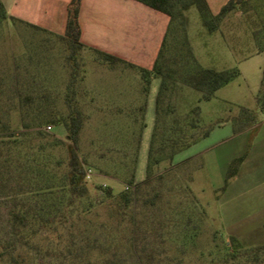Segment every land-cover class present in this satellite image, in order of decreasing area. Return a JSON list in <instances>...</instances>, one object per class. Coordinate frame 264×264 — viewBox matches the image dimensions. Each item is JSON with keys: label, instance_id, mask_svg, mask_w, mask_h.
Here are the masks:
<instances>
[{"label": "rangeland", "instance_id": "374dc122", "mask_svg": "<svg viewBox=\"0 0 264 264\" xmlns=\"http://www.w3.org/2000/svg\"><path fill=\"white\" fill-rule=\"evenodd\" d=\"M70 1H9L7 14L0 4V264H264V226L243 230L263 212L259 194L249 192L252 203L240 208L228 185L222 190L228 144L195 143L257 105L264 0L215 21L214 32L196 8L180 9L183 0H174L173 22L135 0H84L89 45L75 53L47 31L64 23ZM209 1L217 15L229 0ZM189 48L202 67L240 76L205 101L181 76L192 68ZM152 84L155 125L145 123ZM70 116L81 124L80 196L66 178ZM168 138L184 140L163 147ZM15 212L25 217L21 233Z\"/></svg>", "mask_w": 264, "mask_h": 264}, {"label": "trees", "instance_id": "16d2710c", "mask_svg": "<svg viewBox=\"0 0 264 264\" xmlns=\"http://www.w3.org/2000/svg\"><path fill=\"white\" fill-rule=\"evenodd\" d=\"M81 1L82 0H71L68 9H67V21H66V28L65 33L63 36L53 35L58 37L62 41H66L70 44L72 51L79 52L80 50H85L86 46L81 42V26L79 21V15H80V9H81ZM139 3L144 4L145 6L161 12L167 16L170 17V22H173L175 20V12L174 9L176 7V4L174 0H135ZM252 0H229L221 9V11L217 15H213L211 13L209 4L207 0H183L181 8L182 10H188L192 7L196 8L200 14V17L205 25V27L210 31L214 32L213 30V24L215 21H220L222 18H224L227 14L240 9V7L248 5L251 3ZM0 4L2 6V9L5 14V8L3 4L0 1ZM15 19L14 17H10ZM19 20V19H17ZM21 21V20H19ZM23 22V21H22ZM27 24V23H26ZM38 29V27H37ZM40 30V29H39ZM50 34V33H49ZM52 35V34H51ZM165 46V39L163 41V46ZM92 52L99 57V59H102L104 61H107L109 63H123L121 59L118 57H115L113 55L98 51V50H92ZM189 48V59L190 62L192 61V68L189 70H186L181 76L185 84H187L190 88L202 92L204 94V100L209 101L212 100L216 93L223 88L224 86L231 83L233 80L239 77L240 71L237 68H230V69H224V70H217L214 68H204L202 67L197 60H195L194 56L190 53ZM264 49H262L259 53H263ZM76 55V54H75ZM154 68L157 70L158 73H160V69L158 67V62L155 63ZM161 95V90L158 93L157 101L159 100ZM257 103L259 107V112L261 114H264V67H263V74H262V80L260 89L257 95ZM243 112L240 115L239 123L237 121V126L235 127V132H239L240 130H243L245 126H249L250 124H255L258 122V114L254 112H249L246 109H242ZM158 111V110H157ZM157 124L159 123L156 119ZM67 132H68V139L71 142V145L68 147V156H69V171L67 173V183L68 187L72 194L76 196H80L86 192L85 187V170L82 166V163L80 162L79 155H78V149H79V140H80V130H81V124H80V118L77 116H70L69 121L64 122ZM156 124V123H155ZM203 126V125H201ZM212 127L206 131L203 136L199 137L195 140V143H198L201 139L206 138ZM184 139H172L168 138L164 141V144H177L180 143ZM171 141V142H170ZM173 141V142H172ZM194 143V142H193ZM191 142L185 143L179 146L177 150H175L174 155L178 154L184 150H186L188 147L192 146L193 144ZM194 143V144H195ZM172 157H170L171 159ZM244 158H239L234 160L229 167V171L226 177V184L225 187L222 190L226 189V186L228 185L229 181L235 177L237 173V169L239 165L243 162ZM41 177L39 176H33L29 177V183H35V188H38V184H42ZM21 179H19L18 182H20ZM39 182V183H38ZM38 183V184H37ZM21 182L19 183V185ZM34 188V190H35ZM37 190V189H36ZM41 192V191H38ZM12 221L14 222V226H19V232L21 233V230L23 229V226L25 224V217L20 212H15L13 217H11ZM54 235V231L50 232ZM48 238V237H47ZM235 237L232 239L234 240ZM235 241V240H234ZM264 252V245L261 247V249ZM3 254V250L1 247L0 250V258ZM108 264V263H103Z\"/></svg>", "mask_w": 264, "mask_h": 264}, {"label": "crops", "instance_id": "0c3cea01", "mask_svg": "<svg viewBox=\"0 0 264 264\" xmlns=\"http://www.w3.org/2000/svg\"><path fill=\"white\" fill-rule=\"evenodd\" d=\"M0 1L3 4L6 13L9 11L8 2H14V0ZM207 2L210 6L211 2L209 0H207ZM219 7L221 8L222 5ZM84 19L86 21L84 0H82L79 15V21L81 26V42L84 45H89L84 40ZM66 21L67 16L64 20V23L61 24L58 28H49L47 31H49V33L52 35L63 36L65 33ZM168 26L169 21L167 20H165L161 24V26H159L161 29V36L163 40ZM158 52L159 51H157V55ZM153 87L154 84L151 85L152 89L151 91H149L148 97H150L151 99L147 101V108L145 109V123H148L149 119H151V122L153 123V125H155V105L157 89H153ZM241 109H246L249 112L257 113L258 122L255 124H250L249 126H245L243 130H240L237 133L235 132V127L237 126V121L239 123V111L232 113L224 120L216 122V124L212 127L209 135L206 138L201 139L197 144L205 142L206 140H209L211 138H217V146H223L228 144L227 149H225V151L221 154V157L223 159V171H226V169L229 168V165L234 160L244 158L243 162L239 165L237 169L235 177L229 181L226 193L228 196H231L232 198L235 197V199H238V204H240V208L247 207L245 205L241 206V204L252 203L249 198H246L249 192L254 191L255 194H259V200L262 204L259 209L263 212L260 215H257L251 218L248 222H246L248 228L244 227L243 230L247 231L248 229L251 230L258 226H264V114H261L259 112L258 103L255 107H242ZM201 167L202 165L199 164L196 169H199ZM252 200L255 201V199Z\"/></svg>", "mask_w": 264, "mask_h": 264}]
</instances>
